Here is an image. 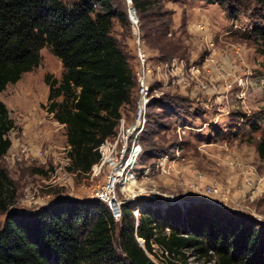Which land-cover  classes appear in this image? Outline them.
<instances>
[{"label": "rangeland", "instance_id": "374dc122", "mask_svg": "<svg viewBox=\"0 0 264 264\" xmlns=\"http://www.w3.org/2000/svg\"><path fill=\"white\" fill-rule=\"evenodd\" d=\"M151 2L143 13L133 0H114L126 22L115 19L112 35L128 56L137 86V48L147 54L152 69L142 153L130 191L119 188V198L126 203L135 197L136 204L156 203L162 209L174 205L183 213L197 208L225 212L264 226V160L257 151L264 138V46L253 34L262 21L260 5L227 0L238 9L233 16L226 6L205 0ZM133 8L139 36L130 19ZM41 58L39 67L9 83L0 95L15 121L9 132L12 146L0 157L17 189L12 212L38 209L59 196L91 198L119 157L112 138L111 150L90 173L69 169L65 125L47 111L46 76L60 79L64 67L48 47ZM137 89L122 109L125 127L135 120ZM5 218L0 214V230ZM115 222L120 251L122 219ZM154 247L157 256L148 253L151 259L168 264L160 247ZM186 253L190 264H203L191 250Z\"/></svg>", "mask_w": 264, "mask_h": 264}, {"label": "trees", "instance_id": "16d2710c", "mask_svg": "<svg viewBox=\"0 0 264 264\" xmlns=\"http://www.w3.org/2000/svg\"><path fill=\"white\" fill-rule=\"evenodd\" d=\"M205 1L238 14L227 0ZM255 1L262 21L253 34L264 46V0ZM133 2L143 13L152 6L151 0ZM115 19L126 22L114 0H0V95L40 66L43 48L60 59L61 78L46 76L47 111L65 125L69 169L78 174L90 173L99 162L100 146L116 134L137 86L128 56L112 35ZM13 128L0 99V157L12 146ZM257 151L264 160V138ZM16 199L14 181L0 163V214H6L0 264H156L148 254L157 256L155 244L168 264H190L186 250L203 264H264V226L225 212L149 205L136 226L134 207L125 204L119 251L116 222L101 201L59 196L38 209L12 212Z\"/></svg>", "mask_w": 264, "mask_h": 264}, {"label": "built area", "instance_id": "2783aa9c", "mask_svg": "<svg viewBox=\"0 0 264 264\" xmlns=\"http://www.w3.org/2000/svg\"><path fill=\"white\" fill-rule=\"evenodd\" d=\"M132 12L133 13L130 15V19L135 26L136 34L139 36V19L134 8ZM137 51L139 53V64L141 65V68L137 72L138 86H136V89L138 88V110L136 111L135 120L132 125L125 127V121L120 119L118 123V132L116 129V134L113 137L107 139L106 142L100 146L99 150L101 157L99 162L96 164L102 162L104 157L111 150L110 140L112 138H114L115 141L113 148L119 152V157L118 160L113 163V169L110 172L107 182L105 184L95 186L90 194L92 199H97L107 206L114 220H120L123 218V206L127 204V202L130 204L133 203L132 207H134L136 226L139 222L141 210L145 206L151 205L152 207H158V205H160H157L156 203L144 205L141 203L136 204L134 202L135 197H130L129 200L124 203V201H122L118 196L119 188L124 191H130L128 188L129 182L134 176H136L134 175V171L137 164L139 163L142 153L141 139L146 127V107L148 106L151 96V83L149 81L150 75L152 74V69L150 68V64L148 62L149 58L141 47L137 48ZM69 161L71 165L70 157ZM96 164H94L93 167Z\"/></svg>", "mask_w": 264, "mask_h": 264}]
</instances>
